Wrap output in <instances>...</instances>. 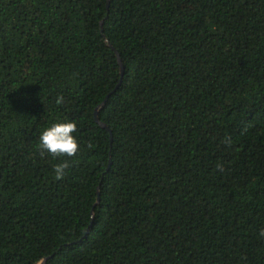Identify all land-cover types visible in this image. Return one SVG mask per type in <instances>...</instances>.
<instances>
[{
    "label": "trees",
    "instance_id": "trees-1",
    "mask_svg": "<svg viewBox=\"0 0 264 264\" xmlns=\"http://www.w3.org/2000/svg\"><path fill=\"white\" fill-rule=\"evenodd\" d=\"M47 256L264 264V0H0V264Z\"/></svg>",
    "mask_w": 264,
    "mask_h": 264
},
{
    "label": "water",
    "instance_id": "water-1",
    "mask_svg": "<svg viewBox=\"0 0 264 264\" xmlns=\"http://www.w3.org/2000/svg\"><path fill=\"white\" fill-rule=\"evenodd\" d=\"M108 5H109V2H108ZM103 23H104V21L102 20V22H101L102 31H103ZM111 46H112V48L116 51V53H117V55H118L119 62H120V67H121V72H122V74H123V73H124V65H123V62H122V59H121V55H120L119 51H118L113 45H111ZM106 100H107V97L105 98L104 102L102 103V106L105 105ZM98 111H99V110L96 109V112H95V118H96V120H97V121H98L103 127H106V128H108V129L110 130V128H109L105 123H103V122L100 121ZM110 131H111V130H110ZM110 165H111V161H110ZM98 194H100V193L98 192ZM99 200H100V195L98 196V201H99ZM48 258H49L48 256H47V257H44L41 261H39V262H37V263H35V264H44V263L47 261Z\"/></svg>",
    "mask_w": 264,
    "mask_h": 264
}]
</instances>
